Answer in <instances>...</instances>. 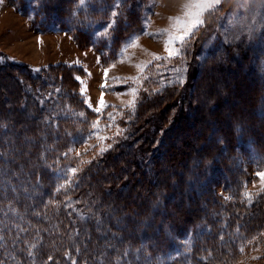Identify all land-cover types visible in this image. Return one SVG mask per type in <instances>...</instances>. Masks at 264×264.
I'll use <instances>...</instances> for the list:
<instances>
[{
    "label": "trees",
    "instance_id": "16d2710c",
    "mask_svg": "<svg viewBox=\"0 0 264 264\" xmlns=\"http://www.w3.org/2000/svg\"><path fill=\"white\" fill-rule=\"evenodd\" d=\"M8 1L38 32H63L79 49L95 52L105 68L141 31L147 3L122 0L120 14L112 17L113 0H88L79 8L78 0ZM236 4L223 1L183 55L160 62L190 63V83L152 92L145 79L136 109L126 113L131 122H119L120 134L103 151L96 145L77 152L97 120L107 126L106 115L81 95V69L35 67L0 49V264H144L142 250L167 255L188 235L200 237L217 264H228L264 244V190L247 197L255 177L236 164L241 153L250 163L264 162L263 81L249 53L226 44L195 68L200 47L218 36L217 21ZM113 20L114 29L106 31ZM237 74L234 90L249 80L255 91L243 113L228 97L235 98L228 79ZM226 106L233 121H225ZM210 111L219 114L208 116ZM185 124L203 129L196 145L186 136L178 145L168 138ZM258 263L264 264V252Z\"/></svg>",
    "mask_w": 264,
    "mask_h": 264
},
{
    "label": "rangeland",
    "instance_id": "374dc122",
    "mask_svg": "<svg viewBox=\"0 0 264 264\" xmlns=\"http://www.w3.org/2000/svg\"><path fill=\"white\" fill-rule=\"evenodd\" d=\"M87 1L84 0V3ZM97 1L103 2L105 0ZM223 1L225 0H220L218 5H208L200 2V0H147L142 11L141 31L131 36L125 45L121 47L120 58L117 63L106 67V78L104 74L105 67L101 66L100 61L98 62V55L95 52L79 49L72 41V38L63 32H53L54 30L52 32L46 31L45 33L38 32L33 28L30 19L22 16L15 7L11 6L8 0H0V49L21 63L35 67L62 64L81 69L84 73L81 77L82 82L80 81L81 88L86 89L84 97L85 100H90L92 110L98 105L101 92L105 93L104 101L107 107L102 109L100 114L106 115L107 126L96 125L93 133L89 134L92 138L83 140L77 152H85L96 145H98L99 150L102 148L105 150L111 147L109 142L105 146V142L115 139L117 126L121 130L119 122L123 120L128 121V123L131 122V114L127 116L126 113H132L136 109L134 107L136 106L135 99L138 97L145 79L150 78L152 92H158L167 85L181 84L179 83L180 78L183 79L181 84L183 87L187 86L188 82L190 83L192 76L190 63L182 62L181 66L176 67H160V62L168 58L165 44L170 38L185 34L184 29L193 18H199L203 21L202 24L193 30L192 35L188 37V40L192 37V41L194 39L197 40L199 38V30L203 27L206 16L218 8ZM235 1L237 2L236 8L225 13L221 20L217 21L219 22L218 36L211 37L200 47L201 51L195 59V68L201 66L204 60L220 44H226L242 52L249 53L257 76L264 84V4L261 3V0ZM82 4L78 2L77 7L79 8ZM120 5L121 3L118 4L117 0H113V6L109 8L110 12L117 11L120 14L119 8L116 9ZM105 7L102 5L101 9ZM210 23H212V20ZM144 32L148 34L142 35ZM137 36L139 37L138 41L134 45L129 46L128 42ZM185 46L187 44L183 47L175 44L173 47L181 50L179 55L181 56L184 53ZM155 57L164 59L157 61ZM153 64L155 65L154 72L147 74V68ZM173 69H179V72ZM239 77L240 74L229 77V91L235 98L232 99L230 95L228 97L230 106L234 107L237 113H243L248 111V101L253 98L255 91L251 87L253 83L249 80L248 82L244 80H241L242 83L237 82L238 89L234 90L232 80ZM199 81V79H196L197 85ZM153 82L155 83L154 85ZM218 83L221 82L218 80ZM102 84H105L106 87L102 88ZM221 85L222 83L218 84V87L215 85V91L221 89ZM133 88L136 89L135 93L132 91ZM118 93L124 94L118 95ZM262 105L264 106V100ZM227 106L224 108L223 116L224 118L226 117V122L233 121V118L227 116ZM123 108H126V110ZM215 113H217L216 115L219 114V112L211 114V111L207 114L208 116L209 114L214 116ZM109 114H114V120H109ZM251 115H254V112ZM214 122V125H216L215 120ZM110 123L114 126L108 127ZM195 128L190 124H185L182 128L179 127L175 133L172 132V134H175L174 138H172V134L167 136L176 145L180 144L178 139L182 140L185 136L188 137V140H191L192 144H195L198 141L200 132L203 131V129ZM208 128H211L209 124ZM213 133L215 137L218 135L217 131ZM193 136H197L195 141L192 140ZM159 140H162L161 136ZM209 142H212V139ZM177 149L181 148L177 147ZM236 162L242 170H250L253 177H255V180H251L247 186V197L250 198V193L252 192L264 190V181H261L257 175V172H264V162L262 164L250 163V159L242 153ZM148 163H150V159H148ZM262 240H264V235ZM202 242L200 237L188 235L186 238L177 241V250L175 252L158 257H151L145 250H142L144 254L143 262L144 264H217V257L208 248L204 247ZM263 252L264 244L257 245L249 249L239 260L228 264H259L258 260ZM220 264L226 263L222 262Z\"/></svg>",
    "mask_w": 264,
    "mask_h": 264
},
{
    "label": "snow or ice",
    "instance_id": "6c2138e0",
    "mask_svg": "<svg viewBox=\"0 0 264 264\" xmlns=\"http://www.w3.org/2000/svg\"><path fill=\"white\" fill-rule=\"evenodd\" d=\"M78 2H80V3H84V0H78ZM200 2H203V3H206V4H208V5H218L219 3H220V0H200ZM117 3L119 4V3H122V0H117ZM261 3L262 4H264V0H261ZM118 15V12L117 11H113V12H111V16L112 17H116ZM115 23H116V21L115 20H113L112 22H110L108 25H106L105 26V30L106 31H111V30H113L114 29V27H115ZM178 23H179V21H178ZM203 23V21H201L199 18H193L191 21H190V23L187 25V27L184 29V33L185 34H183V35H180V36H178V37H174V38H170L167 42H166V44H165V51L168 53V60H171V59H173L174 57H177V56H179L180 54H181V50L180 49H177V48H174L173 46L175 45V44H179V45H181V47H183L184 45H186L187 44V42H188V37H190L191 35H192V32H193V30H195L200 24H202ZM148 33L147 32H144V33H142V35H147ZM138 39H139V37L137 36V37H134L133 39H131L129 42H128V45L129 46H132V45H134L135 43H136V41H138ZM161 59H164V58H161V57H155V60H157V61H159V60H161ZM98 62H99V58H98ZM174 71H177V72H179V69H173ZM105 78L107 77V68H105ZM76 79L78 80V81H81V77H76ZM82 82V81H81ZM179 83H183V79L182 78H180L179 79ZM101 87L102 88H105L106 87V85L105 84H102L101 85ZM57 91H59V90H57ZM85 91H86V89H84L83 87L81 88V95H84L85 94ZM132 91H133V93H135L136 92V89L135 88H133L132 89ZM121 94H124V93H118V95H121ZM104 95H105V93L102 91L101 92V97H100V100L98 101V105L95 107V111L97 112V113H101V111H102V109H104L105 107H107V105H106V103H105V101H104ZM85 103L89 106V107H92V105H91V103H90V100L89 99H86L85 100ZM81 116H83V113H81ZM109 120L110 121H112V120H114V118H115V116H114V114H109ZM99 120H97L96 122H95V124L93 125V127H96V125L97 124H99ZM114 125L113 124H109L108 125V127H113ZM120 129H119V127L117 126V135H119L120 134ZM105 139H107V138H105ZM104 149L102 148L101 149V151H103ZM71 151V149H69V152ZM65 155L67 156L68 155V153H65ZM0 159H2V157H0ZM70 171L72 172V173H75L76 172V169L75 168H71L70 169ZM257 175L259 176V178H260V180L261 181H264V172H257ZM226 199H227V197H225ZM98 226H99V224H98ZM3 236H0V241H2L3 240ZM32 247H35V245H32ZM242 250V249H241ZM29 255H32V252L31 251H29ZM74 264H75V262H74Z\"/></svg>",
    "mask_w": 264,
    "mask_h": 264
}]
</instances>
